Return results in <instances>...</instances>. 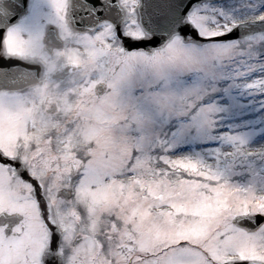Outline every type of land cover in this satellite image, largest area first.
Here are the masks:
<instances>
[{
	"label": "snow or ice",
	"instance_id": "6c2138e0",
	"mask_svg": "<svg viewBox=\"0 0 264 264\" xmlns=\"http://www.w3.org/2000/svg\"><path fill=\"white\" fill-rule=\"evenodd\" d=\"M0 264H264V0H0Z\"/></svg>",
	"mask_w": 264,
	"mask_h": 264
}]
</instances>
